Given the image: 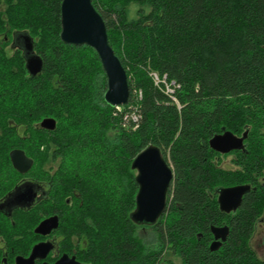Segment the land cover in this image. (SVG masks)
Segmentation results:
<instances>
[{
	"label": "trees",
	"instance_id": "16d2710c",
	"mask_svg": "<svg viewBox=\"0 0 264 264\" xmlns=\"http://www.w3.org/2000/svg\"><path fill=\"white\" fill-rule=\"evenodd\" d=\"M62 1L0 0V36L28 34L43 59L32 75L24 49L0 48V97L7 111H18L8 121L31 133L20 144L26 153L59 162L56 188L77 193L76 205L88 209L91 219L77 223L100 233L93 247L108 264H158L167 254L185 264H264L251 242L264 215V0H93L127 71L130 99L121 111L105 100L96 50L61 39ZM153 71L166 75L174 96L155 84ZM45 117L55 129L40 126ZM225 130L247 133L245 147L213 150L209 140ZM150 144L174 178L164 215L138 224L132 162ZM228 156L231 166L222 163ZM239 184L251 185L241 206L221 210L219 189ZM221 224L229 225L228 238L211 250L212 227ZM139 225L156 239L141 238Z\"/></svg>",
	"mask_w": 264,
	"mask_h": 264
},
{
	"label": "flooded vegetation",
	"instance_id": "af4514ba",
	"mask_svg": "<svg viewBox=\"0 0 264 264\" xmlns=\"http://www.w3.org/2000/svg\"><path fill=\"white\" fill-rule=\"evenodd\" d=\"M1 35L0 48L15 52L24 49L28 43L25 34ZM16 37V38H15ZM22 52V51H21ZM0 97V264H108L102 251L93 247L91 239L100 234L87 223H77L78 219L90 220L87 208L76 205L77 193L73 196L68 189L57 190L55 168L39 173L36 160L19 146L24 139L25 129L9 117L17 114L7 111L6 99ZM18 115H22L21 110ZM10 122L8 127V123ZM41 126V122H40ZM42 127V126H41ZM46 129V128H45ZM22 149L33 159L32 166L21 171L12 160L11 152ZM219 193L217 194L218 199ZM84 211L80 217L78 213ZM233 213V212H230ZM264 216L259 218L253 238L258 235ZM43 224V225H42ZM229 226L221 224L219 226ZM230 228V227H229ZM213 234V233H212ZM258 259L264 261L261 247L254 246ZM215 237L210 244L214 241ZM226 242V241H224ZM223 242V243H224ZM223 245V244H222ZM221 248V247H220ZM260 248V250H258ZM119 258H112L117 264ZM182 264L185 262L181 258ZM166 263L160 258L158 264Z\"/></svg>",
	"mask_w": 264,
	"mask_h": 264
},
{
	"label": "water",
	"instance_id": "95a60500",
	"mask_svg": "<svg viewBox=\"0 0 264 264\" xmlns=\"http://www.w3.org/2000/svg\"><path fill=\"white\" fill-rule=\"evenodd\" d=\"M61 39L72 45H89L98 53L107 75L108 88L105 100L112 106L126 105L130 99V88L127 71L112 47L107 25L103 16L95 7L93 0H63L61 3ZM24 52L26 66L32 75H37L43 69V59L34 51L33 39L26 33ZM43 128L53 130L56 120L46 117L42 120ZM247 133L238 136L232 131L213 136L209 140L210 147L220 153H229L245 147ZM14 164L26 172L33 164V159L22 149L11 152ZM132 168L137 170L136 180L139 190L136 196V208L131 218L138 224H155L164 215L168 205V191L174 178L172 166L167 162L161 149L150 144L137 154L132 162ZM251 190L249 184L223 187L219 189L218 201L221 210L230 213L236 211L242 204L243 197ZM43 225V224H42ZM214 241L211 250L219 249L227 240L229 226H213Z\"/></svg>",
	"mask_w": 264,
	"mask_h": 264
},
{
	"label": "rangeland",
	"instance_id": "374dc122",
	"mask_svg": "<svg viewBox=\"0 0 264 264\" xmlns=\"http://www.w3.org/2000/svg\"><path fill=\"white\" fill-rule=\"evenodd\" d=\"M130 7V15H131V17L132 16H136V9H137V5H134L133 3L129 6ZM2 9V8H1ZM46 118V117H45ZM53 118V117H52ZM44 119V118H43ZM42 119V120H43ZM42 120H41V122H42ZM24 129V128H23ZM45 134H47V133H45ZM24 135L25 136H27V135H30L31 136V133L30 132H28L27 131V129L25 130V132H24ZM36 136H37V134H36V132H34L33 131V138H36ZM29 142V145L30 146H38V144H39V142L37 141V139L35 140V141H28ZM22 143V142H21ZM42 143V145H44L45 146V144H46V142H45V140L44 141H42L41 142ZM26 145H28L27 143H26ZM19 146H20V144H19ZM28 154V153H27ZM28 155H30V154H28ZM31 156V155H30ZM49 157H51V155L49 156ZM42 159H38V160H36V162H37V166H38V168H39V173L41 174V173H45V171L49 168H55V166H54V163H46V162H44V160L43 161H41ZM47 160H49V159H47ZM47 160H45V161H47ZM230 160H231V156H228V157H224V160H223V165H226V166H231V164H230ZM74 163H77V161H74ZM82 172H84L83 170H82ZM137 172V170L135 171V173ZM264 216V215H263ZM262 216V217H263ZM106 217V216H105ZM116 231H118V230H116ZM136 231H137V233L139 234V236L141 237V238H143V239H146V241H148V240H150V239H156V237H155V234H154V231L149 227V226H146V225H139L137 228H136ZM105 234H107L106 232H105ZM104 239L102 240V243L104 244V243H106V240H107V238L106 237H103ZM262 242L264 243V221H263V224L262 225H260L259 226V232H258V235L256 236V237H254L253 238V245L255 246H258V247H261L262 246ZM261 249H262V251H260V253H264V247L262 246L261 247ZM258 250H260V248H258ZM168 256V257H167ZM167 256L166 257H164V260H165V262L166 263H164V264H182V262H181V258L179 257V256H175V255H169V254H167ZM262 257H264L263 255H262ZM183 264H185V262L183 263Z\"/></svg>",
	"mask_w": 264,
	"mask_h": 264
},
{
	"label": "built area",
	"instance_id": "2783aa9c",
	"mask_svg": "<svg viewBox=\"0 0 264 264\" xmlns=\"http://www.w3.org/2000/svg\"><path fill=\"white\" fill-rule=\"evenodd\" d=\"M151 76L157 86L159 87L163 86L164 90L167 93L174 96L175 89L173 88L172 84L168 82L166 75L161 76L158 72L153 71L151 72ZM141 96H142V91L140 90L138 92V97L141 99L142 98ZM115 107H116V110H119V111L122 110V106H115Z\"/></svg>",
	"mask_w": 264,
	"mask_h": 264
}]
</instances>
